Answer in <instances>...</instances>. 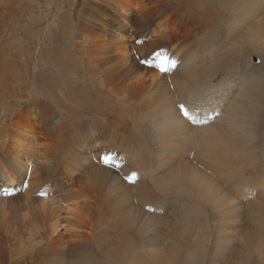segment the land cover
Wrapping results in <instances>:
<instances>
[{"label": "bare ground", "instance_id": "obj_1", "mask_svg": "<svg viewBox=\"0 0 264 264\" xmlns=\"http://www.w3.org/2000/svg\"><path fill=\"white\" fill-rule=\"evenodd\" d=\"M73 7L67 52L104 100L85 117L28 87L1 109L0 264H264V0Z\"/></svg>", "mask_w": 264, "mask_h": 264}, {"label": "rangeland", "instance_id": "obj_2", "mask_svg": "<svg viewBox=\"0 0 264 264\" xmlns=\"http://www.w3.org/2000/svg\"><path fill=\"white\" fill-rule=\"evenodd\" d=\"M57 1L0 0L2 3L0 4V55L5 58V62L10 63L13 74L7 84L4 83L5 86H0V111L2 108L6 109L12 102H24L18 96L25 95L28 87H32L33 91H43V94L47 96L60 97L62 93L56 91L55 94L53 89L62 87L67 93L66 96H69L65 100L63 109L81 112L85 117L94 115V111L91 110L93 106H101V100H104L103 95L93 86L91 90L86 86L87 83L82 79L84 77L78 70V66L72 60L70 52H67L68 40H65L63 35L64 27H66L64 22L69 20L68 17L72 13L69 9L76 7L73 6L77 0L75 2L66 0L64 8H58ZM141 42L139 39L135 41L136 44ZM253 60L258 64H262V60L264 62V58L257 55L253 57ZM150 65L153 67V63ZM11 71L9 70L8 78L11 76ZM57 82L61 83L58 85ZM79 91H85V93L76 94ZM98 97L102 99L98 100ZM108 103L113 109L119 105L117 101L112 100ZM31 167L32 165L28 167L29 172L26 175L28 178H30ZM11 187L13 186L10 183L0 180V193L4 196L15 194L16 189L10 190ZM13 245H15L14 242L12 250ZM12 250L5 248V253L13 254L18 258L27 253H15Z\"/></svg>", "mask_w": 264, "mask_h": 264}, {"label": "snow or ice", "instance_id": "obj_3", "mask_svg": "<svg viewBox=\"0 0 264 264\" xmlns=\"http://www.w3.org/2000/svg\"><path fill=\"white\" fill-rule=\"evenodd\" d=\"M164 55L163 53L161 52H157L155 53V58L156 59H160V57ZM144 63L146 64H150L151 61H144ZM176 65V61L174 60H169L167 59V57H165V62H162L160 65H158V67L160 68V70L162 72H167V71H170L172 68H174ZM180 110L182 112V114L188 119L190 120L192 123H202V121H198V120H195L191 115H189L188 111L184 108L183 105H180ZM110 161V158H105V163H109ZM130 180L134 181L135 180V174H133L132 177H129Z\"/></svg>", "mask_w": 264, "mask_h": 264}]
</instances>
